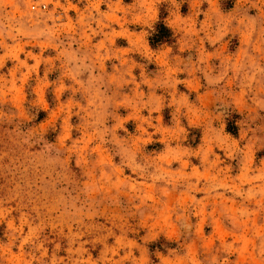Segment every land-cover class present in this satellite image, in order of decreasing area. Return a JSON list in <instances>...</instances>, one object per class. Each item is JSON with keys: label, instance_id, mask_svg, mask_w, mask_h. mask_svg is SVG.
Returning <instances> with one entry per match:
<instances>
[{"label": "clouds", "instance_id": "clouds-1", "mask_svg": "<svg viewBox=\"0 0 264 264\" xmlns=\"http://www.w3.org/2000/svg\"><path fill=\"white\" fill-rule=\"evenodd\" d=\"M222 4L0 0V264H264V0Z\"/></svg>", "mask_w": 264, "mask_h": 264}, {"label": "rangeland", "instance_id": "rangeland-1", "mask_svg": "<svg viewBox=\"0 0 264 264\" xmlns=\"http://www.w3.org/2000/svg\"><path fill=\"white\" fill-rule=\"evenodd\" d=\"M232 2H233V0H223L222 7L224 8L225 11L230 10V8H231V6H232ZM181 11H182V13H186V12H187V6H186V5L182 6ZM163 14H164V13H163V11H162V15H163ZM118 43L122 45L124 42H123V41H118ZM235 46H236V41L233 40V41H232V44H231L230 47H231V49L234 50ZM43 116H44V114L41 113V114H40V118L42 119ZM165 119H167V115H166V113H165ZM236 119H239V117L236 116L235 114H233V117H232V119L230 120V122H233V121H235ZM234 125H235V123H234ZM127 127L129 128L130 131H131L132 128H133V126L131 125V123H130L129 125H127ZM235 127H236V126H235ZM237 134H238V129L236 128V134L233 135V136H236ZM48 139H49V140H53V139H54V134H53V133H49V135H48ZM156 147H159V146H158V145H150V146H149L150 149H151V148H156ZM261 156H264V150H262L261 152L257 153V158H258V159H259Z\"/></svg>", "mask_w": 264, "mask_h": 264}, {"label": "trees", "instance_id": "trees-1", "mask_svg": "<svg viewBox=\"0 0 264 264\" xmlns=\"http://www.w3.org/2000/svg\"><path fill=\"white\" fill-rule=\"evenodd\" d=\"M158 28L160 30V35L161 36H168V35H170V33H168V31L165 28H163L162 25H158ZM226 131L230 132L232 135H235L236 134V127L234 125V121L233 122H230L229 121V123L227 125V128H226Z\"/></svg>", "mask_w": 264, "mask_h": 264}]
</instances>
